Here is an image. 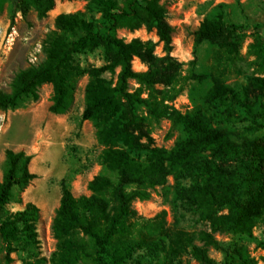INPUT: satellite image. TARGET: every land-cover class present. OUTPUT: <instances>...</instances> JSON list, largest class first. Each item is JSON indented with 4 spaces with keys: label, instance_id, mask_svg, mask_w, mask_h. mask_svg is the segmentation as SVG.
I'll return each instance as SVG.
<instances>
[{
    "label": "trees",
    "instance_id": "16d2710c",
    "mask_svg": "<svg viewBox=\"0 0 264 264\" xmlns=\"http://www.w3.org/2000/svg\"><path fill=\"white\" fill-rule=\"evenodd\" d=\"M2 2L9 3L11 15L33 8L44 16L55 0ZM93 6L98 17L88 18L81 11L58 14L43 41L45 60L19 70L10 92H0V110L14 109L25 97L36 99L37 88L50 83L49 111L62 114L73 101L78 76L89 77L81 118L93 121L97 142L104 147L101 164L114 178L95 175L87 184L89 194L77 197L61 181L51 225L56 246L50 264H180L187 250L200 264H218L209 257L210 248L224 253L225 264H255L246 246L220 243L215 237L218 233L251 237L264 214V145L255 135L264 122V76L232 85L226 83L220 67L239 59L242 28L227 22L224 4L214 5L204 16L194 36L196 44L208 42L215 47L211 84L200 103L180 113L164 104L165 97L157 100L153 95L154 85L160 84L170 87L173 94L167 97L174 98L181 77L180 64L169 54L172 28L159 0H123L122 6L115 0H87L86 9L91 11ZM142 26L156 30L167 55L157 57L149 43L138 38L125 41L117 35L119 28L133 31ZM98 47L107 61L105 69L111 74L118 69L114 85L101 69H81L75 62V53ZM248 53L254 56L257 71L264 72V40L255 36ZM134 57L148 69L134 71ZM130 80L147 87L148 97L129 91ZM138 105L149 108L155 119L168 118L181 130L170 149L150 148L148 124ZM144 149L149 153L143 160L131 154ZM30 160L24 151L5 150L0 211L11 200L13 187L23 189L36 177L29 171ZM169 176L174 178L173 207L180 202L197 212L206 223L203 229L176 230L166 226L164 211L144 219L132 208L135 199H147L149 189L165 185ZM37 212L28 202L0 220V264H12L11 254L19 249H34ZM260 244L264 247V242Z\"/></svg>",
    "mask_w": 264,
    "mask_h": 264
},
{
    "label": "rangeland",
    "instance_id": "374dc122",
    "mask_svg": "<svg viewBox=\"0 0 264 264\" xmlns=\"http://www.w3.org/2000/svg\"><path fill=\"white\" fill-rule=\"evenodd\" d=\"M115 1L122 6L123 0ZM159 3L164 7L166 20L172 28L169 54L180 64L181 77L175 86L178 93L174 98H169L173 94L170 87L155 84L156 92L153 95L157 100L165 97L164 104L180 113L190 111L201 102L211 84L215 47L208 42L196 44L194 32L204 16L217 4L225 5L227 22L234 23L243 30V41L238 50L239 59L220 63L222 77L226 83L241 85L247 84L252 76H264V72L257 71L254 56L248 53V46L255 36L264 40V0H159ZM86 5L87 0H55L53 8L46 15L38 16L33 8L25 14L17 11L11 15L9 3L0 4L1 93L10 92V83L19 70L36 66L45 60L43 41L54 29L58 14L81 11L88 18L100 15L95 6L89 11ZM12 27L15 28V34L9 45L6 37ZM117 35L125 41L138 38L149 43L157 57L167 55L164 44L159 41L153 28L142 26L133 31L119 28ZM74 59L81 69H101L104 78L113 85L116 83L118 69L115 74L105 69L107 61L102 48L82 50L74 54ZM132 68L136 72H143L148 69V65L134 57ZM88 79L86 73L78 76L73 101L62 114L49 111L53 94L50 83H44L37 88L36 99L25 97L18 107L0 110V180L6 167V149L24 151L30 155L28 168L36 175L23 189L13 187L11 200L0 211L2 220L6 212L20 211L28 202L38 208L35 225L38 243L29 252L21 249L13 252L12 264H50V257L56 246L51 225L59 205L62 180L77 197L89 194L87 184L95 175L105 173L114 178V174L101 164L100 154L104 147L97 142L93 121L81 118ZM128 88L131 92L140 91L142 98L148 97L149 89L135 80L129 81ZM137 107L139 115L148 124L147 129L152 140L150 148L170 149L182 135L181 130L173 126L166 117L153 118L146 106ZM255 135L264 145V122ZM142 142L145 143L146 140ZM148 153L145 149L134 153L131 151L139 160H143ZM173 185L174 178L169 176L165 185L149 189L150 195L147 199H135L132 208L144 219H152L164 211L166 226L176 230L203 229L206 223L197 212L183 208L180 202L176 204L177 207H173ZM220 213H226V210H221ZM215 237L220 243L243 244L255 264H263L264 247L260 243L264 242V214L253 227L251 237L226 233H218ZM188 251L181 256L180 264H200ZM208 255L216 263L225 264V256L221 250L210 248Z\"/></svg>",
    "mask_w": 264,
    "mask_h": 264
},
{
    "label": "built area",
    "instance_id": "2783aa9c",
    "mask_svg": "<svg viewBox=\"0 0 264 264\" xmlns=\"http://www.w3.org/2000/svg\"><path fill=\"white\" fill-rule=\"evenodd\" d=\"M14 34H15V28L12 27L11 30L9 31L7 37H6V43H8L9 45L14 40Z\"/></svg>",
    "mask_w": 264,
    "mask_h": 264
}]
</instances>
